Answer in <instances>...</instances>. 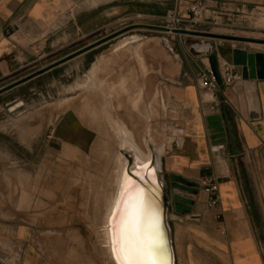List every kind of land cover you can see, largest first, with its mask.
I'll use <instances>...</instances> for the list:
<instances>
[{
  "label": "crops",
  "instance_id": "1",
  "mask_svg": "<svg viewBox=\"0 0 264 264\" xmlns=\"http://www.w3.org/2000/svg\"><path fill=\"white\" fill-rule=\"evenodd\" d=\"M175 1L0 0V116L21 108L20 92L39 78L63 70L61 80L92 66L101 56L96 51L108 43L97 45L98 40L91 41L96 34L123 22L161 17ZM202 1L239 14L264 13V0ZM183 36L177 34L178 43L168 46L170 59L161 78L175 109L177 129L176 138L172 130V149L164 156V175L169 179L175 174L197 182L200 189L189 212L178 214L169 207L175 264H264V81L256 80L260 116L252 119L240 67H235L240 78L214 91L204 89L198 80L200 72L218 71L224 62L232 63L234 49L259 51L229 45H224L222 51L218 43L211 41L205 45L207 50H199L185 44ZM38 49L48 50L47 61H51L41 68L48 70L14 80L39 61ZM28 92H34V88ZM212 115L222 118L225 144L211 139L207 119ZM2 123L0 119V243L11 244L17 238L23 247L24 240L30 238L21 264H35V235L28 226H37L48 219V214H55L56 229L67 228L63 226L69 215L67 185L73 163L65 146L54 163L46 159L43 165L33 167V172L20 163L16 172L12 129ZM28 123L30 133L25 141L20 139L22 126L15 123V129L18 139L31 146L43 124L39 120L34 125L30 119ZM207 177L215 178L219 185L220 202L214 207L208 206V195L202 187ZM23 192L27 197L21 203ZM15 213L21 220L18 230L14 228ZM6 255L11 256L10 252Z\"/></svg>",
  "mask_w": 264,
  "mask_h": 264
},
{
  "label": "rangeland",
  "instance_id": "2",
  "mask_svg": "<svg viewBox=\"0 0 264 264\" xmlns=\"http://www.w3.org/2000/svg\"><path fill=\"white\" fill-rule=\"evenodd\" d=\"M175 5L176 1L174 3L173 8L169 11L173 10L175 8ZM169 11H166L163 16L155 17L153 19L147 18L143 20H131L123 22L117 24L115 27L109 29L108 31L96 34V36L92 38L91 41H101L107 37L113 38L107 41V44L103 45L99 50L96 51L97 56H101L92 66H85L84 70L80 69V73L70 74L69 76L62 77L61 80L59 76L63 73V70H57L53 73V75L49 74L39 78L38 80L33 82V85L27 86L25 88L26 90L20 92L21 96H23L20 97L21 102H23V106L21 108L16 109L12 114L3 113L0 116V119L3 120L4 123L2 124L5 126L9 125L12 129L13 139L15 141L14 154L16 155V172L20 163L25 166L27 171L32 170V172L34 171L33 167L37 166L38 168V166L43 165L44 160L46 159H49V161L54 163L58 160L56 155H59L61 148L64 149L65 146L68 147L67 151H71L72 155L74 153L73 157L76 155V157H72L71 159L73 167L68 176L67 190L69 215L67 216L66 223L63 226L67 228L61 230L56 229V225L54 224V220L56 217L55 214H48V219H42L40 224L37 226H28L35 235V239H33L32 242V251L34 255H36L35 264H105L106 262V260H104L105 257L103 256V254L100 253V249L98 252H96L94 248V246L99 242V239L96 238L98 237V232L97 227H94L95 223L93 219V214L91 212H88L90 203L92 204L93 200H90V198L87 200L86 203V200H84V197L82 196L83 193L85 195V192L87 194V191L89 189L91 192H94L96 189H98V187L99 189L105 190L107 185L106 179L104 180L103 178H101L103 181L100 179L99 181L97 180L95 183L92 173L85 172L88 175L91 174L89 175L90 177L86 174H83V177L87 176V178L85 179V177H81L80 183L72 185V183H74V180L76 181V179H80V176H82H78L75 173L76 170L77 173L79 170V156H77L78 152L75 151L76 146L78 145V143H83V141L78 142L76 139L78 137L80 138V135L83 132L82 129L85 127L84 124L80 122H75L78 119L75 116H81L80 110L95 108L112 109L113 112H111V117L115 121L120 122L119 113L124 112L125 110L123 109H127L130 105V103L129 105L127 104L128 106L123 104L119 105L118 103L116 104V102H118L117 99H119V97L116 98L115 96H118V93H122L120 85L125 84V87H128L127 89L129 90H131V87L134 88V79L132 78V76L134 75L133 71H135L134 69H136V67L141 66V63H143L142 65L148 63V66H153V68H151L152 71L149 72L148 76L145 79L146 102H142L139 109L142 110L144 116L150 119L149 110L153 108L159 109L155 105L160 102V107L161 109H163L164 116L163 118L162 116L161 118L158 117V119H163L162 121L160 120V123L163 122L164 124L166 131L164 132L165 134L169 135L167 136L169 138L170 145H172L173 141L171 137L172 130L173 136L175 135L174 138H176L177 129H175V109L172 106L166 88L161 84V78L163 73V67L170 59L171 51L169 50V47L172 45V43H178V38L176 37L177 34H175L174 32H169L168 30L137 26L144 25L167 28L168 22L166 21L165 17ZM227 18L228 17L225 16L223 19L220 20H223L224 23L229 24V26L226 27L200 26L196 27L195 29H191L189 26H184L182 30L202 31L218 35L236 36L241 38H249L264 41V13H254L246 15L244 14L242 16L241 14H235V17H231L229 22H227ZM185 36L186 37H182V40H186L185 44L187 45L189 43L190 45L195 46V44H197L198 42L204 41L205 44L202 43V46H205L207 45V42L211 41L214 43H218V45H220L219 48L224 47V45L235 47L249 46L253 49H257L259 52L262 51L264 53V44L216 40L202 37L198 38L192 37L190 35ZM131 37H137V40H139L140 44L135 43L133 46L128 47L133 53V58L131 57L132 59H129L125 56L126 54H128L126 52L128 48L122 50L121 47H123L124 40L129 39ZM172 37H176L177 40H172ZM145 42L147 44H145ZM38 51L39 52L37 53V55L39 61L32 65V68L30 70H24L25 72L19 73L14 78V80L19 79L28 73L41 70L44 65L48 64L51 61H47V59L49 58L48 50L45 52L42 49H38ZM138 52H141V54L144 56V62L138 58ZM41 55L44 56L42 59L39 58V56ZM100 59H103V61L106 62L108 68L104 70H97V78L95 79V82H91L92 78L87 77H89L88 75H90L94 66ZM156 69H158V71ZM103 79L104 81L106 79L108 82H110V84H112L111 86L113 88L115 87V91H111L110 93L109 89L102 86V89L101 87H98L97 85L100 83V81L104 82ZM29 88H34V92H28ZM104 89L108 90V92H106ZM23 92H27L26 95H23ZM105 92L106 95H104ZM127 93L128 92H126V94ZM99 102L102 103L99 107H97V105L100 104ZM82 103H84V105ZM88 105L91 107H89ZM4 109L9 108L6 107ZM23 112L29 116L24 115ZM17 116L19 117L17 118ZM122 116L127 120L130 118L127 112L125 115L123 114ZM29 119L30 122L34 125L38 124L39 120H41L43 124L42 128L39 131V134L37 135V140L33 142L31 146H27L18 139L15 129V123H17L18 127L20 125L22 126L23 131L19 130V134L20 139L22 141H25L26 135L30 133V130H28ZM126 125V128L128 130L131 129L130 124L128 125L127 123ZM141 126L142 124L139 125V127ZM161 135L162 136L160 137L161 139H163V132L161 133ZM50 152L53 155H51ZM48 153L50 155H48ZM165 155H163V162ZM89 158H91V156ZM87 164L83 165L84 169H86L87 167L88 169H92L88 162ZM89 178L90 181H88ZM165 179L167 184L169 185V179L167 175H165ZM17 183L19 184V181H17ZM89 185L91 188L89 187ZM85 188L88 190L84 191ZM90 191L89 194L91 193ZM170 191L171 189L169 188L167 190L169 201L171 195ZM45 198L48 200V197L45 196ZM84 203H86L87 206ZM84 205L86 206V208L84 207ZM15 218L16 220L14 228L15 230H18V227L21 224V220L16 216V213ZM73 231H77L79 233H77L78 236H76L77 234L75 235V238L78 237L76 238L77 240L80 238V241H77L74 238ZM30 244V238L24 240L23 247L22 243H19L17 238H14V241L11 244L0 243V249L4 253L3 256H0V264H21L23 256L26 255V248ZM7 252L8 254L10 252L11 256L6 255Z\"/></svg>",
  "mask_w": 264,
  "mask_h": 264
},
{
  "label": "bare ground",
  "instance_id": "3",
  "mask_svg": "<svg viewBox=\"0 0 264 264\" xmlns=\"http://www.w3.org/2000/svg\"><path fill=\"white\" fill-rule=\"evenodd\" d=\"M123 43H124L123 47H121L122 50L133 46L135 43L140 44L139 40H137V37H131L129 39H126L124 40ZM145 44L147 43L145 42ZM197 48L200 50H207V47L202 46V45L197 46ZM126 52L128 54H126L125 56L129 59H132L133 53L131 52V50L128 48ZM143 57L144 56L141 54V52H138V58L144 62L145 59H143ZM123 59H124V56H123ZM142 64L143 63H141V66L136 67V69H134L135 71H133L134 75L132 76V78L134 79L133 81L134 88L131 87V90H129L127 89L128 87L127 88L125 87V84L124 85L121 84L120 89H122L121 90L122 93H118V96H115L116 98L119 97V99H117L118 102H116V104L118 103L119 105L123 104V105L128 106L130 103L131 105V106L129 105L130 107L128 106L127 109H123L125 110L124 112L119 113L120 122L115 121L111 117L112 116L111 112H113L112 109H105V108L104 109H100V108L99 109H96V108L95 109H82L80 110L81 116L79 115L75 116L76 118H78L77 121L75 122H80L84 124L85 127L82 129L83 131L82 134L80 133L81 134L80 138L78 137L76 139L78 142L83 141V143L77 142L78 145L76 146V150H75L76 152H78L77 156H79V163H78L79 170H78V173L76 172L77 170L75 171V173L78 176L80 175L82 176H80V179H76V181L74 180V183H72V185L76 183H80V180H81V177H83V174H86L87 176L91 175V174L88 175L87 174L88 172L92 173L95 183L97 180L99 181L101 178H103L104 180L106 179V182H107L105 190L99 189L98 187V189H96L94 192H91L90 189L88 190L85 188L84 191L88 190L87 194L85 192V195L84 193L82 195L84 197V200H86V203H87V200L90 198H91L90 200H93V202L90 201L92 202V204L90 203L88 212H91L93 214V219L95 223L94 227H97V232H98L97 234L98 237L96 238L99 239V242L98 244L94 246V248L96 252H98L100 249V253L103 254V256L105 257L104 259L106 260L105 264L106 263L116 264L115 257L111 251L109 220L112 217V214L114 211V201L116 198L117 190L121 183V177H122L123 170L127 169L129 173L131 174V176L137 181V183L140 184L142 190L147 193L150 204L159 214L160 226L162 223V210L157 200L156 193H158L157 188H158L159 182H161L162 184L164 183L163 182L164 180L163 155H165L167 152L169 153L172 146L170 145V142H169V138H168L169 135L165 134L166 131H165L163 122L160 123V120L162 121L163 119H160V120L158 119V117L161 118L162 116L163 118L164 116L163 109H161L160 107L161 103L158 102L155 105L159 109L153 108L149 110L150 119L144 116L142 110L139 109L141 106V103L146 102L145 101V79L148 76L149 72L152 71L151 68H153V66L149 67L148 63H146L145 65H142ZM106 68H108L106 62L103 61V59H100L94 66L90 75H88L89 77L87 78H92L91 82H95V79L97 78V75H98V74L96 75V71L104 70ZM156 70L158 71V69ZM111 85L112 84H110V82H108L105 79L104 82L100 81V83L97 86L105 87L109 89L111 93V91H115V87L113 88ZM105 91L108 92V90H105ZM106 92L104 95H106ZM126 92L128 93L126 94ZM102 93H103V90H102ZM84 103L82 104L84 105ZM101 103L97 105V107H99ZM117 110H121V109H117ZM126 112L127 114H129V117H130L128 119L129 121L122 116L123 114L125 115ZM127 123L128 125L129 124L131 125L130 126L131 129L129 130L126 128ZM140 123L142 124L141 127H139V125H141ZM162 132H163V139H161L160 137L162 136L161 135ZM67 152H68L67 157L72 159L74 153L72 155L71 151L68 150ZM90 156L91 158H89ZM74 157H76V155ZM86 161L90 164L92 169L91 168L88 169V167L84 169L83 165L87 164ZM148 169H151L150 176H148L147 179L141 180L140 175H142ZM18 175L22 182L23 188L25 187L26 189L25 181L23 180L21 172H19ZM87 176L86 177L84 176L85 179L87 178ZM88 181H90V178ZM93 185H94V182H93ZM21 188L20 190H22ZM89 191L91 192L90 194H89ZM26 197H27L26 192H23L20 196V202L24 203L26 201ZM86 206L84 205L85 208ZM161 230L162 232L164 231L162 227H161ZM77 231H74L75 232V234H73L74 238H75V235L78 233ZM78 234L76 236H78ZM78 240L80 241V238ZM166 256H165V260L167 261Z\"/></svg>",
  "mask_w": 264,
  "mask_h": 264
},
{
  "label": "snow or ice",
  "instance_id": "4",
  "mask_svg": "<svg viewBox=\"0 0 264 264\" xmlns=\"http://www.w3.org/2000/svg\"><path fill=\"white\" fill-rule=\"evenodd\" d=\"M150 174L148 169L140 179H147ZM109 231L116 264H167L168 245L159 214L127 169L122 171Z\"/></svg>",
  "mask_w": 264,
  "mask_h": 264
},
{
  "label": "water",
  "instance_id": "5",
  "mask_svg": "<svg viewBox=\"0 0 264 264\" xmlns=\"http://www.w3.org/2000/svg\"><path fill=\"white\" fill-rule=\"evenodd\" d=\"M137 26L167 30L166 28L163 27H153V26H144V25H137ZM172 32H174L175 34L190 35V36L210 38L216 40H228L234 42H249L256 44H264V41L262 40L241 38L236 36L218 35L209 32H202V31L173 30ZM111 38L113 37H107L99 41L97 45L105 43L109 41ZM197 46L199 45H195V48H197ZM232 64L235 67L241 68V78L244 81L245 92L251 113V118L257 119L260 116L259 114L260 108H259V100L256 89V80L264 81V53L263 52L253 53L242 49H234L232 51ZM46 70L48 69L41 70L33 76H37ZM207 122L209 124L211 139L221 140L220 144H225L227 142V139H226L225 128L222 123V118L217 115H212L208 117ZM163 182H164L163 184L159 182L157 188L158 193H156V196L162 210L161 227L164 230L163 233L168 245V251L166 254L167 264H175L172 233L168 220L169 207H173L174 211L178 214H184L186 212H189L191 210V206L193 205V199L195 195L199 192L200 184L191 180L184 179L175 174L170 175L169 185L166 182L165 175ZM169 188L171 189L170 201L167 193V190Z\"/></svg>",
  "mask_w": 264,
  "mask_h": 264
},
{
  "label": "built area",
  "instance_id": "6",
  "mask_svg": "<svg viewBox=\"0 0 264 264\" xmlns=\"http://www.w3.org/2000/svg\"><path fill=\"white\" fill-rule=\"evenodd\" d=\"M233 11L226 10L222 6H211L205 1L195 0L185 3L182 0H176L175 8L168 12L165 19L168 22L167 30H182L184 26L195 29L200 26H229L228 23L220 21L225 16L227 22L231 17H235ZM244 14H241V16ZM191 31V30H190ZM194 31V30H192ZM44 56H39L42 59ZM240 76L235 73V66L232 63L224 62L219 70L209 69L199 73L198 80L200 85L209 91L218 89L221 84L224 86L232 85ZM204 191L208 195V206L214 207L220 202L219 185L215 178L207 177L202 181ZM225 232V228L223 229Z\"/></svg>",
  "mask_w": 264,
  "mask_h": 264
}]
</instances>
